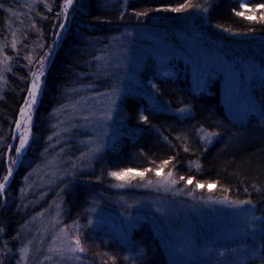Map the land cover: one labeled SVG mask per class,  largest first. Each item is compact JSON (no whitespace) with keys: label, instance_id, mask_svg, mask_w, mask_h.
Returning a JSON list of instances; mask_svg holds the SVG:
<instances>
[{"label":"trees","instance_id":"trees-1","mask_svg":"<svg viewBox=\"0 0 264 264\" xmlns=\"http://www.w3.org/2000/svg\"><path fill=\"white\" fill-rule=\"evenodd\" d=\"M8 2L0 0V48L11 60V70L5 76L0 94V152L4 153L0 161V183L7 174L10 152L7 145L13 143L15 121L33 79L30 73L39 69L42 58L46 74L33 117L29 147L0 196V264H66L49 251L56 249V226L51 220L56 214V185L33 182L28 193L22 190L30 171L40 170L34 176L44 182L42 164L53 154L48 151L49 137L53 134L52 115L72 100L68 92L79 87L104 91L116 79L97 60L100 48L137 26L175 22L177 14L207 8L204 25L199 26L204 37L223 44L222 54L229 60L239 58L258 64L264 57V45L253 40L264 37V20L259 18L264 9L256 6L264 0H248V8L255 10V20L234 14L235 10L252 15L251 11L240 8V0H74L57 48L55 33L61 21L57 13L61 12L64 0H40L23 26L10 19L8 10L13 6ZM182 4L192 6L179 13L157 10ZM141 12L148 15H137ZM226 46L232 49L251 46L253 51L235 52V56ZM54 47L55 54L47 68ZM45 53L49 55L45 57ZM27 57L32 58L31 62ZM173 69L168 77L150 71L146 75L148 79H143L142 91L121 101L115 122L123 138L115 151L94 165L92 174L79 177L62 195L64 218L77 216L83 206L91 203V195H106V187L154 182L168 176L169 171L173 173L170 179H177L176 186L180 189L187 192L195 189L192 193L220 199L227 196L232 201L251 200L250 206L256 213H264V98L259 94H264V86L254 87L251 92L254 111L235 122L226 115L216 80L207 79L197 90L190 85L184 68ZM183 108L189 114L181 118L175 113ZM141 116L147 117V121H142ZM201 129L218 135L209 144H202L198 136ZM193 161L200 165L199 169L190 166ZM128 168L145 171V175L117 181L108 174ZM158 168L162 169L159 175ZM180 176L185 180H179ZM188 177H193L192 184L186 183ZM197 182L206 186L196 188ZM213 182L216 186L209 187ZM24 248L26 253L21 252ZM138 249L142 253L131 264H166L156 238L145 225L130 234L127 245L107 248L118 257L136 256ZM253 250L260 259L247 264H264V240ZM21 255L25 256L22 261Z\"/></svg>","mask_w":264,"mask_h":264},{"label":"rangeland","instance_id":"rangeland-1","mask_svg":"<svg viewBox=\"0 0 264 264\" xmlns=\"http://www.w3.org/2000/svg\"><path fill=\"white\" fill-rule=\"evenodd\" d=\"M8 1L13 6L8 10L10 19L14 24L23 26L25 21L29 22V12L40 0ZM203 9L177 14L175 22L140 25L110 39L100 48L96 58L109 71L110 77L116 79H112L111 85L104 91L97 92L91 87L70 90L68 98L72 100L53 113V134L48 149L53 154L42 164L44 182L38 181L40 170L30 171L22 192L28 193L33 182L37 185L54 182L56 185V214L51 219L56 226V249H66L76 234L87 248L85 253L75 254L79 259H63L66 264H112L108 259L110 256L115 257L116 264H131L142 253L140 249L136 256H126L129 258L126 260L124 256L112 255L107 248L127 245L130 234L143 225L156 238L166 264H247L259 261L253 247H260L264 240V214L256 213L249 205L230 208L211 202L222 200L220 198L196 193L189 196L184 189L180 194H175L181 190L176 184L169 191L158 190L147 183L130 184L123 188L114 186L103 197L97 193L91 195V203L85 205L77 216L70 220L64 218L62 195L69 191L75 180L88 175L96 161L118 148L123 138L120 126L115 122L119 105L126 96L142 91L145 86L143 79H148L146 75L150 71L168 77L173 67L184 68L190 85L197 90L207 79L216 80L221 99L236 121L243 120L249 112L254 111L251 92L254 87L264 86V57L258 64L239 58L229 60L222 54L223 44L204 37L201 32L199 26L204 25L203 19L207 13ZM60 17V24H65L62 10ZM65 28L61 30L58 27L55 33L56 48ZM253 42L264 45V37H256ZM55 47L48 61L54 55ZM226 47L234 54L253 51L250 50L251 46ZM5 56L0 48V76L3 77L0 79V94L5 76L11 70V60L8 58L5 61ZM41 82L43 88V77ZM259 94L264 98V94ZM37 105L33 106L32 118ZM22 107H25V103ZM183 109L186 111L179 110L175 114L181 118L187 116V108ZM198 136L199 142L209 144L202 139V132H198ZM13 143L18 146V140L13 139ZM12 151V154L11 150L8 152L7 167L9 157H15L14 149ZM34 174H37L36 177ZM165 180H170V177L162 176L154 184ZM63 254L65 257L70 255L66 251ZM56 258L60 257L57 255Z\"/></svg>","mask_w":264,"mask_h":264},{"label":"snow or ice","instance_id":"snow-or-ice-1","mask_svg":"<svg viewBox=\"0 0 264 264\" xmlns=\"http://www.w3.org/2000/svg\"><path fill=\"white\" fill-rule=\"evenodd\" d=\"M35 2V0H34ZM73 2L74 0H64L63 6H62V13L65 17V19H67L68 13H69V9L73 6ZM192 5L190 4H182L180 7H164L161 9H157V10H165V11H170L173 13H179L182 12L184 10H186L187 8L191 7ZM256 7L260 8V9H264V3H260L258 4ZM240 8L242 9H247L248 11L252 12V15H248L246 16L244 12L242 11H235L234 10V14L236 16L239 17H243L246 20H255L256 14H255V10L254 9H249L248 8V0H240ZM205 12H207V8L203 9ZM137 15H148L147 12H141V13H137ZM57 16H60V13H57ZM261 20H264V12L261 13L260 17ZM65 27V24L61 23L59 25V28L61 30H63ZM224 30H228V29H224ZM59 34V33H58ZM13 47H15V42H13L12 44ZM49 55V53H45V57H47ZM27 59H29V61L31 62V57H27ZM8 60V57L5 56V61ZM5 70H7V68H5ZM31 76L33 77L32 79V83L31 86L28 88V98L25 99V107H22L20 109V119L15 121L16 124V133L13 134V139L14 140H18V146L15 143H10L7 145V149L8 150H13L15 151V157H9V165L7 167V174L3 176V183H0V192H2L7 184L10 182V178L13 176L14 171H15V166L20 163V158L24 155L25 151L27 150V147L29 145V138H30V134H31V125H32V112H33V106L36 105L38 103V97L40 96V94L43 91L42 88V82H41V78L45 76V62L44 59L42 58L39 61V69L37 71H32ZM0 79H3L2 76H0ZM113 103H115V101H113ZM181 112L186 111V109H180ZM111 117H109L110 119ZM85 119H87V117H85ZM141 120L146 122L147 121V117L141 116ZM203 133L202 139L203 140H207L209 143L211 142V137L218 135V133L216 132H207L204 129L200 130ZM52 137H49V139L51 140ZM4 156V153L0 152V161H2V158ZM165 164L168 163V161L164 162ZM190 166H195L197 169H199L200 165L198 163H196L195 161L192 162V165ZM150 170V169H149ZM146 170V171H149ZM160 171H162V169H157V174H160ZM109 176L113 177L115 180L119 181L124 179L125 177H131V178H135V176H140L141 178L144 177L145 175V171H138V170H134L131 168L128 169H123L120 171H110ZM168 177H173V173L171 171H169L167 173ZM179 180H185L184 176H180ZM178 183L177 179H170V180H165L163 182H159L154 184V182L152 180H148L147 181V185L148 186H154L156 187L158 190H163V191H169L175 184ZM187 184H192L193 183V177H188L186 180ZM125 186H131L130 184L126 185L124 183L121 184H117L115 185V187L118 188H123ZM206 185L203 183H196V188H203ZM209 187H215L216 184L215 182L211 183L208 185ZM183 189L178 190L175 194H180V192H182ZM195 189H191L188 191V195L191 196L192 192H194ZM247 191V190H246ZM212 203H217V204H222L226 207H230V208H241L244 205H251L252 201L251 200H240V201H232L230 200L227 196L224 197V199L222 200H214L211 201ZM236 215H240V213H235ZM253 219H259L256 217H253ZM89 224L92 223L91 220H89L88 222ZM61 231L63 232L64 230L61 229ZM65 241L66 243L68 242V237L67 234L65 233ZM74 243V246H72V244ZM49 251L54 252L55 255H58L60 257L61 260L63 259H68V260H73V259H79L78 256H76L75 254L77 253H85L87 251V248L85 247L84 243L82 242L79 234H76L71 243H68L66 249H49ZM64 251H66L67 253H69L70 255H68L67 257L64 256ZM22 253H26L27 252V248L21 249ZM221 256L224 255V253H220ZM25 259L24 255H21V261ZM46 259H52V257H46ZM112 264H116L115 261V257L110 256L108 258ZM124 259H129L128 257H124ZM105 264H107V262H105ZM177 264H180V262H177Z\"/></svg>","mask_w":264,"mask_h":264},{"label":"bare ground","instance_id":"bare-ground-1","mask_svg":"<svg viewBox=\"0 0 264 264\" xmlns=\"http://www.w3.org/2000/svg\"><path fill=\"white\" fill-rule=\"evenodd\" d=\"M50 61L52 62V60H51V59H50ZM50 61H48L47 68H49V67H50V64H51V62H50ZM49 63H50V64H49ZM220 93H221V91H220ZM225 112H226V115H227V116H229V115H230V114H229V112L227 111V109L225 110ZM231 119H232V120H235L233 117H231ZM235 122H236V120H235ZM15 126H16V124H15ZM100 160H101V159H100ZM100 160H99V161H96V162L93 164V166H92V168H91V170H90V173H89V174H92V173L94 172V169H93V168H94V165H95L96 163L100 162ZM72 185H73V184H72ZM114 186H115V185H112V186H111V188H109V187H106V188H108V190H107V191L111 190V189H112ZM6 187H7V186H6ZM5 189H6V188H5ZM5 189H4V190H5ZM4 190H3V191H4ZM3 191H2V192H3ZM2 192H0V196H1ZM93 194H94V193H93ZM86 205H88V204H86ZM249 206H250V205H249ZM84 207H85V206H83V207H82V209H83ZM251 207H252V206H251ZM82 209H81V210H82ZM260 214H264V213H260ZM263 227H264V224H263ZM136 230H137V229H136ZM134 231H135V230H134ZM160 249H161V248H160ZM161 251H162V249H161ZM162 253H163V251H162ZM163 256H164V254H163ZM164 259H165V257H164ZM165 261H166V260H165Z\"/></svg>","mask_w":264,"mask_h":264},{"label":"water","instance_id":"water-1","mask_svg":"<svg viewBox=\"0 0 264 264\" xmlns=\"http://www.w3.org/2000/svg\"><path fill=\"white\" fill-rule=\"evenodd\" d=\"M54 54H55V53H54ZM53 56H54V55H52V58H53ZM52 58H51V60H52ZM50 62H51V61H50ZM49 64H50V63H49Z\"/></svg>","mask_w":264,"mask_h":264}]
</instances>
